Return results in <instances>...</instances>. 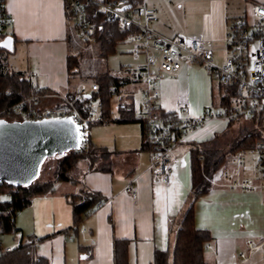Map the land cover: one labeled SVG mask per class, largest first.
<instances>
[{
    "label": "crops",
    "instance_id": "1",
    "mask_svg": "<svg viewBox=\"0 0 264 264\" xmlns=\"http://www.w3.org/2000/svg\"><path fill=\"white\" fill-rule=\"evenodd\" d=\"M6 1L12 16L7 41L15 58L11 70L29 75L30 85L35 89L66 97L79 86L74 76L68 75L66 65L68 56H75L74 42L80 41L63 12L62 0ZM237 1L167 2L180 15L193 20L184 28L186 36L182 33L173 36L198 38L208 51L209 44L220 43L225 38L228 19L250 16L251 3L264 5V0H243V4ZM145 5L155 11L151 30L165 37L158 32L166 29L160 22L164 12L161 0H148ZM120 71L114 77L123 84L111 95V99H119L116 116L109 106L111 121L89 126L90 143L110 154L108 170H88L81 163L75 174L76 182L57 181L52 192L32 198L15 215L16 233L0 236V249L13 250L32 241L35 255L46 258L48 264H113L116 239L128 241L127 264H152L155 250L172 249L191 189L189 150L195 144L210 141L229 123L211 120L190 133L184 143L172 147L170 182L161 184L152 177L148 167L149 154L139 121L143 112L142 84L134 80L132 72ZM214 81L203 66L184 65L177 75L158 81L159 110L164 114L173 113L183 103L190 116L201 115L207 108L220 104L219 88ZM56 102L55 97L50 98L41 106H54ZM126 118L128 121L124 122ZM255 159L252 155V165L248 169L244 166L242 174L254 179L259 188L254 191L226 189L215 180L207 193L193 204L195 227L207 230L212 238L204 248L208 264H264V252L259 246L264 241V167ZM254 165L255 172H252L250 168ZM129 182L134 192L127 194L125 187ZM85 187L101 195L103 202L73 226L69 198ZM248 242L251 248L247 247Z\"/></svg>",
    "mask_w": 264,
    "mask_h": 264
},
{
    "label": "built area",
    "instance_id": "2",
    "mask_svg": "<svg viewBox=\"0 0 264 264\" xmlns=\"http://www.w3.org/2000/svg\"><path fill=\"white\" fill-rule=\"evenodd\" d=\"M135 5L126 0H62L63 12L71 22L78 40L83 44H94L95 27L87 19L86 6H97L102 23H114L118 32L124 34V41L132 46L128 53L138 62L132 66H121L122 71L132 72L136 82L142 84V114L139 121L143 125L144 144L149 154L152 177L161 184L170 181L169 150L186 141V137L211 120L235 122L248 119L262 122L261 137L256 140L252 154L259 153L257 161L264 165V5L251 6L250 16L239 15L228 19L225 34L226 50L224 62L216 65L212 53L206 50L202 40L187 38L182 35L171 38L163 37L150 24L154 17L153 9L145 5V0H134ZM12 26V16L7 11V1L0 0V45L8 36ZM203 66L217 80L220 104L211 106L201 115L192 117L186 104H178L173 113L164 114L159 110L158 81L177 75L184 65ZM117 83L122 85V80ZM98 92V85L78 86L71 99L50 107H42L47 99L57 97L50 92L35 89L24 101L14 104L9 115L17 120L71 119L79 128L82 143L88 140L90 125L105 122L101 112L100 98L93 97ZM230 95L229 101L222 102V97ZM115 92H112V96ZM244 150L231 153L215 173L212 183L218 181L222 188L254 191L259 184L254 179L243 177L242 159ZM260 162H257L261 165ZM264 167V166H263ZM255 172V165L250 168ZM131 182L125 187V193H133ZM100 204L96 205L99 208ZM264 252V241L260 243ZM251 248V242L247 243ZM11 248L0 249V256L10 252ZM240 257H244L240 254Z\"/></svg>",
    "mask_w": 264,
    "mask_h": 264
},
{
    "label": "trees",
    "instance_id": "3",
    "mask_svg": "<svg viewBox=\"0 0 264 264\" xmlns=\"http://www.w3.org/2000/svg\"><path fill=\"white\" fill-rule=\"evenodd\" d=\"M126 3L135 5L136 1L126 0ZM85 11L89 23L95 27L94 41L98 46L99 57L105 60L110 53L114 52L116 45L124 41L125 36L119 34L114 23L101 22L102 16L97 6L88 4ZM3 46L4 44L1 43L0 56ZM80 63L79 56H68L66 70L69 76H75L79 73ZM94 83L99 88L96 95H99L101 112L105 117V122H110L111 95L112 92H116L117 87L120 85L117 83V78L108 71L98 74L94 79ZM34 90L35 88L30 85L29 80L22 73L5 71L0 66V118L10 121L17 119L16 116L9 115L10 108L14 104L24 101ZM219 90L222 92L223 88ZM73 96L74 90L69 91L66 94V99L72 100ZM229 99L230 95L226 94L221 100L223 103H227ZM126 121H128V118L124 120V122ZM251 121L254 128H240L233 138L224 139V137L214 136L210 141L195 144L190 148L191 189L186 199V208L181 213L180 224L175 232L172 249L155 250L152 264H208L204 257V248L212 238L207 230H200L195 227L193 204L211 188L213 174L222 166L231 153L241 149L250 150L254 148L256 140L262 139L260 134L262 122ZM233 124L235 123H229L228 128ZM109 155L104 148H97L86 140L80 148L71 150L64 157L57 159L51 169V180L40 181L38 179L29 187H12L0 183V194L8 197L6 201L0 202V235L16 233L15 215L18 211L27 207L32 198L52 192L53 184L57 181L76 182L75 174L79 164L84 163L85 168L88 170L107 171ZM100 202H103L101 195L90 191L86 187L71 195L69 203L72 206L73 226H76L87 214L93 213L96 205ZM127 246V240L116 239L113 241V264H127ZM0 264H48V261L46 258L35 255L34 242L30 241L28 244L20 245L10 252L3 253L0 256Z\"/></svg>",
    "mask_w": 264,
    "mask_h": 264
},
{
    "label": "rangeland",
    "instance_id": "4",
    "mask_svg": "<svg viewBox=\"0 0 264 264\" xmlns=\"http://www.w3.org/2000/svg\"><path fill=\"white\" fill-rule=\"evenodd\" d=\"M146 1L148 4V0H145V3H146ZM170 1L171 0H161V2L163 4L162 9L164 10V12L162 14L163 18L160 20V22L162 23V25H164L166 27V29L164 30V32H162V31H158V32H160L165 37L166 36L170 37V36H173L175 34H180V33H182V35L185 34L184 36H186L188 33L184 30V28L186 27V25L190 24L191 21H193V20L180 15L177 12V10L173 8V6L168 4V3H170ZM233 1H237V0H233ZM237 3L243 4L244 2H243V0H241V1L238 0ZM254 4H256V3L255 2L251 3L250 7ZM242 9H244V8H242ZM224 40H225V38H223V40L220 43L213 44V45L209 44V46H207L208 51L213 53V57H214L213 62L216 65L222 64L224 62L225 57L228 54ZM7 41H8V36L4 39V42H3L4 46H3L2 54L0 56V66H2V68L5 71H12L11 65L15 62V58H13L12 54L10 53L11 46H9ZM73 42H74V40H73ZM95 43H96V41L92 45H87V44H82V42H78V43L74 42L75 45L73 47V53L75 54V56H79L80 61H81L80 67L78 69L79 73L74 76L75 82L77 84H79V86L85 85L86 87H89L92 84H95L94 83L95 77L98 74L105 73L106 71H108L113 76H118L121 72L120 71L121 66H124V65L132 66L138 62V60H136L133 56H131L128 53L129 51H131L132 46L129 45L125 41L118 43L115 47L114 52L110 53V55H108V57L105 60H103L102 58L99 57L98 46H97V43L96 44ZM207 73L213 77V80H215L214 76L211 73H209L208 71H207ZM28 76L29 75H26V74L24 75V77L27 80H29ZM119 80L120 79L117 78V82ZM214 82H215V86H216L217 80H215ZM77 88L78 87H76L75 90ZM75 90H74V92H75ZM215 93H216V91H215ZM97 96L99 97V95H94L93 97H97ZM216 97H217V95H216ZM55 99L57 101L56 105H59V104L63 103V101H64L63 99H66V97H65V95H60V96L55 97ZM118 100H119L118 97H113L111 99V102H110L111 112H113V114L115 116L117 114L116 106H117ZM136 107H137V101L135 102V109H136ZM112 117H114V116H112ZM251 122L252 121L250 118L240 119V121H237V123L233 124L230 128L226 127V129L224 131L217 133L216 136L218 138L224 137V139L233 138L235 136V134H237V131L240 130V128H242V129L254 128L252 126ZM89 137H90V129H88V141H89ZM252 155L256 158L255 160H258V157H260L259 153L252 154L249 150H244V156L242 159V164L247 169L249 166L252 165V160H251ZM57 159L58 158H53V159L51 158L50 160L46 161L44 163V165L42 164V168L40 170L41 173H40V176L38 178L40 181L51 180L50 179L51 174H52L51 169L55 165V163L57 162ZM257 162H260V161H257ZM260 163H261L260 167L263 168L264 165L262 164V162H260ZM82 164L84 165V163H82ZM81 168H83V167L81 166ZM7 199H8V197L6 195L0 194V202L6 201ZM0 236L2 237V235H0Z\"/></svg>",
    "mask_w": 264,
    "mask_h": 264
},
{
    "label": "water",
    "instance_id": "5",
    "mask_svg": "<svg viewBox=\"0 0 264 264\" xmlns=\"http://www.w3.org/2000/svg\"><path fill=\"white\" fill-rule=\"evenodd\" d=\"M81 145L79 128L70 118H0V183L29 187L46 160L62 158Z\"/></svg>",
    "mask_w": 264,
    "mask_h": 264
}]
</instances>
